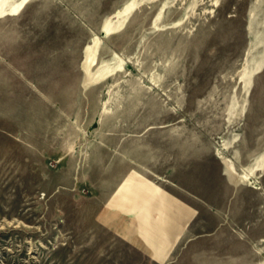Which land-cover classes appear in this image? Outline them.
<instances>
[{"label": "rangeland", "instance_id": "1", "mask_svg": "<svg viewBox=\"0 0 264 264\" xmlns=\"http://www.w3.org/2000/svg\"><path fill=\"white\" fill-rule=\"evenodd\" d=\"M0 8V264L264 263V0Z\"/></svg>", "mask_w": 264, "mask_h": 264}, {"label": "bare ground", "instance_id": "2", "mask_svg": "<svg viewBox=\"0 0 264 264\" xmlns=\"http://www.w3.org/2000/svg\"><path fill=\"white\" fill-rule=\"evenodd\" d=\"M2 11H1V8H0V13H1ZM95 41V40H94ZM92 45H90V46H88L87 47V51H86V61L84 62L85 64H83V65H85L86 67H87V69L88 68H90L89 67V63H90V61L91 62H93V59H94V57H92V54H93V52H92ZM91 66H92V64H91ZM242 177L244 178V179H248V177H249V173H244V174H242ZM262 264H264V263H262Z\"/></svg>", "mask_w": 264, "mask_h": 264}]
</instances>
